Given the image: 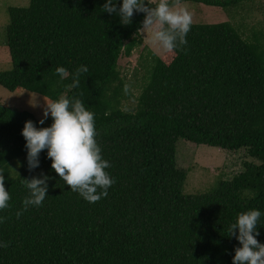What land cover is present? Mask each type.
Masks as SVG:
<instances>
[{"label":"trees","instance_id":"16d2710c","mask_svg":"<svg viewBox=\"0 0 264 264\" xmlns=\"http://www.w3.org/2000/svg\"><path fill=\"white\" fill-rule=\"evenodd\" d=\"M251 0H182L227 13ZM253 1V0H252ZM122 6L123 0H114ZM157 2L147 0L149 6ZM106 0H31L8 7L5 45L11 68L0 85L11 92L80 99L95 114L96 139L115 180L108 195L89 203L52 169L47 150L29 171L25 122L30 111L0 101V169L11 199L0 211V264H232L238 240L227 231L240 213L259 210L256 237L264 244V30L242 35L229 21L192 23L185 51L141 64L146 80L133 111L122 109L120 59L131 57L145 13L123 25L102 11ZM243 4V5H242ZM235 10V9H233ZM6 66V63H4ZM84 65L79 87L71 75ZM8 66V65H7ZM124 101V100H123ZM180 139L243 151L242 168L206 193L187 194L178 164ZM20 161L12 174L11 165ZM50 177L42 207H29L22 179ZM237 230V235H238Z\"/></svg>","mask_w":264,"mask_h":264},{"label":"clouds","instance_id":"9594fccd","mask_svg":"<svg viewBox=\"0 0 264 264\" xmlns=\"http://www.w3.org/2000/svg\"><path fill=\"white\" fill-rule=\"evenodd\" d=\"M102 11L110 15L118 14L123 25L131 24L135 13H145L142 27L138 31L150 33L151 44L167 53L185 51L192 14L183 6L182 0H159L155 6H149L147 0H123L119 7L114 0H106ZM87 71L88 68L84 65L72 73L64 67L56 68V74L61 79L71 75L73 82L66 86L68 88L79 87V77ZM127 90L128 85H125V91ZM49 116L53 121L49 127H37L36 122L28 120L22 130L29 171L40 167V154L47 150L52 169L72 192L79 193L89 203H96L107 197L108 189L115 180L106 171L111 165L103 158L102 148L96 139L98 133L95 114L80 99L69 98L65 94L54 101L46 100L43 118L39 120V124L44 125ZM41 175L43 179H22L29 195L23 199V208L16 212L17 219L29 207L43 206L50 177L43 173ZM10 199L9 191L5 187V175L0 169V211L9 207ZM260 217L259 210H249L240 213L236 222L229 225L227 231L241 245L235 248L232 264H264V244L256 238L260 235L257 230ZM6 219L0 218V223ZM0 247H9V242L0 243Z\"/></svg>","mask_w":264,"mask_h":264},{"label":"rangeland","instance_id":"374dc122","mask_svg":"<svg viewBox=\"0 0 264 264\" xmlns=\"http://www.w3.org/2000/svg\"><path fill=\"white\" fill-rule=\"evenodd\" d=\"M31 0H0V71L11 68L9 49L5 45L6 26L9 23L8 7H27ZM157 2L159 0H149ZM184 7L192 14V23L214 24L229 21L242 35H252L251 32L264 30V0H251L244 2L240 8H230L226 12L218 7L204 4L185 2ZM235 9V10H233ZM137 38L140 45L131 57L123 56L119 62V70L132 97L122 100V109L133 111L136 108L137 97L142 91L146 80L145 72L141 64L150 60L149 53L163 56L165 51L151 44V34L140 32ZM6 63V66L5 64ZM8 65V66H7ZM46 97L24 92H11L0 85V101L8 107L27 110L36 115L40 120L43 118V109L46 106ZM48 123V122H46ZM221 150L208 145L180 139L177 143L178 164L187 171L188 177L185 185L187 194L206 193L218 185L221 179L230 180L242 168L243 151L234 152ZM20 167V161L11 165V172L15 174ZM14 169V170H12Z\"/></svg>","mask_w":264,"mask_h":264}]
</instances>
